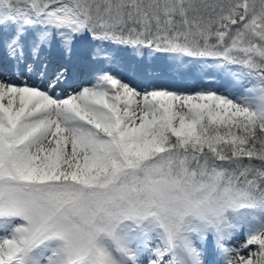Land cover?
Wrapping results in <instances>:
<instances>
[{
  "label": "snow or ice",
  "instance_id": "6c2138e0",
  "mask_svg": "<svg viewBox=\"0 0 264 264\" xmlns=\"http://www.w3.org/2000/svg\"><path fill=\"white\" fill-rule=\"evenodd\" d=\"M109 46L239 91L74 89ZM0 71V264H264V0H0Z\"/></svg>",
  "mask_w": 264,
  "mask_h": 264
},
{
  "label": "bare ground",
  "instance_id": "6f19581e",
  "mask_svg": "<svg viewBox=\"0 0 264 264\" xmlns=\"http://www.w3.org/2000/svg\"><path fill=\"white\" fill-rule=\"evenodd\" d=\"M92 43L93 42L90 41L84 42L79 47H91ZM108 51H115L118 61H116L115 63L98 61L100 64L99 70H108L121 78H126L131 82H129L131 86L137 88L140 91L163 89L176 93L188 94L195 93L201 90L211 89L212 91L225 96H234L239 91L235 88H232L233 93L229 91L228 89L231 86L233 87L232 79L223 71L214 67L201 68V66L197 62L188 61L194 67H199V69L177 72L174 69L165 67L162 64H156L160 63V61H166L170 58L162 54H149L147 50H144V52L142 53L133 54L129 50L114 49L111 46L108 47ZM52 55L55 59H59L58 53L54 52ZM122 56H132L130 66H128L129 63L127 62L126 58L121 59ZM93 65L83 66L82 71L88 73V67H91ZM8 71L12 72L10 68L8 69ZM8 71L6 73L7 76H9ZM0 74L5 73L0 71ZM83 82L84 79L74 80L73 86H76ZM148 84H152V86L146 88V85ZM137 85H139V87ZM244 240L245 237L243 235H240L232 243L236 247H239L240 242H244ZM253 250H255V246H253Z\"/></svg>",
  "mask_w": 264,
  "mask_h": 264
}]
</instances>
